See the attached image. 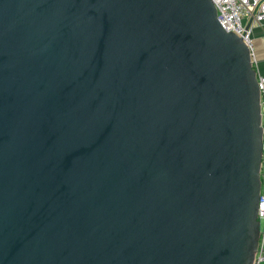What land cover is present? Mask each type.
<instances>
[{
	"label": "water",
	"instance_id": "1",
	"mask_svg": "<svg viewBox=\"0 0 264 264\" xmlns=\"http://www.w3.org/2000/svg\"><path fill=\"white\" fill-rule=\"evenodd\" d=\"M261 135L210 0H0V264H252Z\"/></svg>",
	"mask_w": 264,
	"mask_h": 264
},
{
	"label": "built area",
	"instance_id": "2",
	"mask_svg": "<svg viewBox=\"0 0 264 264\" xmlns=\"http://www.w3.org/2000/svg\"><path fill=\"white\" fill-rule=\"evenodd\" d=\"M215 18L220 28L238 37L248 48L254 68L255 59L251 48L250 32L257 25L264 24V0H210ZM255 69V68H254ZM256 83L259 92L261 157L259 164V194L256 208L258 221V243L252 264H262L264 244V78L257 75ZM261 178V179H260Z\"/></svg>",
	"mask_w": 264,
	"mask_h": 264
},
{
	"label": "crops",
	"instance_id": "3",
	"mask_svg": "<svg viewBox=\"0 0 264 264\" xmlns=\"http://www.w3.org/2000/svg\"><path fill=\"white\" fill-rule=\"evenodd\" d=\"M250 41L255 59V71L257 75L264 78V24L257 25L251 29ZM262 264H264V248Z\"/></svg>",
	"mask_w": 264,
	"mask_h": 264
},
{
	"label": "rangeland",
	"instance_id": "4",
	"mask_svg": "<svg viewBox=\"0 0 264 264\" xmlns=\"http://www.w3.org/2000/svg\"><path fill=\"white\" fill-rule=\"evenodd\" d=\"M261 179V178H260Z\"/></svg>",
	"mask_w": 264,
	"mask_h": 264
}]
</instances>
